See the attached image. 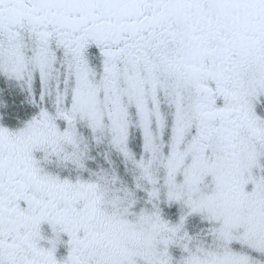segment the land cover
I'll list each match as a JSON object with an SVG mask.
<instances>
[{
	"label": "snow or ice",
	"instance_id": "obj_1",
	"mask_svg": "<svg viewBox=\"0 0 264 264\" xmlns=\"http://www.w3.org/2000/svg\"><path fill=\"white\" fill-rule=\"evenodd\" d=\"M0 77V264H264V0H0Z\"/></svg>",
	"mask_w": 264,
	"mask_h": 264
},
{
	"label": "flooded vegetation",
	"instance_id": "obj_2",
	"mask_svg": "<svg viewBox=\"0 0 264 264\" xmlns=\"http://www.w3.org/2000/svg\"><path fill=\"white\" fill-rule=\"evenodd\" d=\"M0 89H4V92L1 95V100L7 101L9 105V107L7 108L0 106L1 112L4 109L6 110V112H8L6 113L8 118L3 119L2 121H0V123H3L10 128L19 127L21 123L24 120L28 119L35 111V109L29 106L28 104L25 103L21 105L20 103L22 100H25L27 92L21 91L19 81H9L5 85L3 77H0ZM13 100L15 101L14 105L12 104ZM1 114L3 115V112ZM1 114L0 117H2Z\"/></svg>",
	"mask_w": 264,
	"mask_h": 264
},
{
	"label": "rangeland",
	"instance_id": "obj_3",
	"mask_svg": "<svg viewBox=\"0 0 264 264\" xmlns=\"http://www.w3.org/2000/svg\"><path fill=\"white\" fill-rule=\"evenodd\" d=\"M10 92H11V91H10ZM1 95H2V94H0V101H2V100H1ZM0 106H3V107H4V104H2V102H0ZM4 108H5V107H4ZM2 112H3V115L1 114ZM2 112L0 111V114L2 115L3 119L8 118L7 115H6V113H8V112H6L5 109L2 110ZM4 114H5V115H4ZM200 226H201V225L199 224V221H198V220H193V221H191L190 224H189V228H190V230H192V231H195V230H196L197 228H199ZM236 239L239 240V242H240V244H241L242 246H245V247H247V248L254 249V250H256L257 252H260V253L264 254V241L257 240V239H255V238L250 237V236H247V235H243V236H241V237H236ZM239 259H240L241 261H243V264H250L249 258H248V256H246V255H240V256H239Z\"/></svg>",
	"mask_w": 264,
	"mask_h": 264
}]
</instances>
